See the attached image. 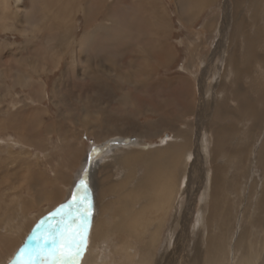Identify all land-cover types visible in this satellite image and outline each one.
Segmentation results:
<instances>
[{
  "label": "rangeland",
  "instance_id": "374dc122",
  "mask_svg": "<svg viewBox=\"0 0 264 264\" xmlns=\"http://www.w3.org/2000/svg\"><path fill=\"white\" fill-rule=\"evenodd\" d=\"M54 1H59L56 2L58 5L48 8L56 12L62 0H0V264H6L20 255V249L27 243L29 233L36 225H43V221L54 225L60 220L54 213L61 204L73 198L81 179L87 183L91 203L89 222L94 218V208L101 197L113 201L111 208L119 207L121 204L117 197L120 191L106 190V185L123 177L132 184V187L128 185V190H135L143 171H136L131 177L119 169L112 173L110 166H116V159L112 162L111 157L119 159L121 152L133 146L139 145L137 147H144L145 150L156 149L166 141L181 142L183 137L182 141L188 140L184 150L189 148L186 179L182 180L185 172L177 169L180 174L177 193L167 213L156 254L148 260L154 263L155 257H159L165 246L172 251V255L179 252L177 260L189 261V257L184 255L196 253L192 248L197 233L202 232L199 238L203 239L199 241L200 250L197 251L201 253L203 264H208L204 256L205 251L210 250L205 238L211 228L207 218L212 206L209 203L212 186L211 178L208 184L206 179L208 175L212 177L210 170L214 149H221L215 130L223 125L238 128L236 134L232 129L229 137L222 129L218 133L222 140L225 136L223 147L227 155L234 159L228 168H231L228 179L232 175H237L238 179L234 183L237 188L229 187V191L225 192L227 200L224 209L229 213L228 221L220 225L218 231L213 226L214 232L219 233L217 237H221L213 258H218L224 264H238L243 252L248 251L252 264H264V98L257 99L261 98L259 89L264 88V69L261 68L259 72L261 66L258 65V69V62L249 61L252 68L257 69L252 76L256 83L250 81L251 75L244 74L238 77V89L233 85L237 74L231 73L226 63L227 59L232 61L231 52L236 51V63L243 68L244 61L240 57L244 56L245 44L235 32L238 31L237 21L239 25L246 22L251 39L257 30L264 34V20L260 21L264 19V0H214L202 4L198 15L193 18L187 15L188 5L184 7L179 4L184 2L182 0H155L167 10L171 25L167 43L174 55L168 66H154L151 59L149 70L145 66H140V69L134 66L141 59L136 61V50H128L133 45L145 52L152 47L151 41L154 42V39L146 38V34L151 31L155 32V36L158 34L153 24L145 19L148 12L141 7L144 0H139L141 3L138 0H107L103 11L108 16L118 14L120 21L117 30L103 35L105 40L102 39L101 44L94 45L93 39L87 50L97 68L98 81H93L89 75H81L87 68V62L81 59L83 54L78 52L72 56L69 51L60 53L56 66H47L52 68L49 71L29 63L24 66L18 64V59L33 53L41 57L44 50L53 48L58 30H52L51 18L45 19L43 14L49 10L43 5ZM90 1L75 2L72 29L74 48L75 40L84 30L81 7H89L91 11L98 6L99 0ZM131 2L134 3L129 4ZM5 11L17 12L21 29L14 27L10 19L2 17ZM94 13L91 11L90 17ZM100 15H97V21L95 18L92 20L99 23ZM130 18L133 24L129 23ZM94 22L90 25L94 26ZM106 23L111 24L109 21ZM157 25L160 26L158 31L166 28L165 22ZM32 26H35L34 29ZM114 32L118 35L110 40ZM132 32L135 33L134 37ZM24 45L28 48H23ZM9 52L16 53L15 58ZM231 67L234 70L235 67ZM17 68L23 72L22 77L18 76ZM130 69L132 75L127 73ZM218 83L224 85L223 90ZM234 88L240 102L247 97L257 105L261 117L252 130H249L253 125L252 117L239 109L240 105L232 93ZM163 97L168 101V106L162 117L147 111L148 105H160L158 102ZM217 100L223 103L218 106L220 103ZM192 102V109L186 111ZM216 107L219 109L215 110ZM160 118L171 121L163 126L158 122ZM169 126L182 130L183 137L175 135ZM235 137L239 139L238 146L234 145ZM117 139L127 141L118 144ZM246 147L251 153L243 152ZM232 154L239 155L234 157ZM198 174L202 186L196 189L192 185V189H189L190 184L186 180ZM181 183H186L184 190H179L183 188ZM78 196H83L82 190ZM142 200L134 198L129 200L127 206L133 210L134 203ZM137 206L140 208L139 204ZM173 222L177 223L173 225ZM44 234L39 232L35 241L29 242L33 254L42 243ZM117 236L113 235L103 244H96L104 245L103 254L107 252L108 256H115L113 259L116 262L124 261L126 253H132L137 259L136 256H140L144 250L143 241L130 238L131 242L127 245L125 236ZM50 247V244L45 245V250ZM115 250L124 253L112 255Z\"/></svg>",
  "mask_w": 264,
  "mask_h": 264
},
{
  "label": "bare ground",
  "instance_id": "6f19581e",
  "mask_svg": "<svg viewBox=\"0 0 264 264\" xmlns=\"http://www.w3.org/2000/svg\"><path fill=\"white\" fill-rule=\"evenodd\" d=\"M76 1L78 0H62L63 7L61 6L62 4L59 5L57 7V9L59 10L56 12L52 11L48 7L57 6L58 4L56 2H59V1H54L51 4L48 2L49 4L46 3L43 5L47 7L49 10V12H46L43 14L44 16H46L45 19L51 18L52 30L53 31L54 29L58 30V33H56L57 40L55 41L54 46L51 50H44V52H42L41 57H40V54L33 53L32 55L26 56L22 59H18L17 62L20 66H24L23 64L29 63L36 67L42 66L43 69L45 68L44 71H49L54 66H56L57 56L60 53H67V51H69L70 56H72V54H74L75 52H78V53H81V55L83 54L81 56V59L84 62H87V68L83 70L81 75L83 74L89 75L93 81L94 80L98 81L97 68L93 60L88 56L87 50L89 46L91 45L93 39L96 36H98L97 35L98 33H101V32H106L109 34L112 33L113 30H115L118 27L117 23L118 21H120V19H117L118 14L113 13L114 15L112 14L108 16L103 11V7L105 4L104 2L107 0L98 1L97 5L99 7L98 6L96 8L94 7L93 10H91V11H95L92 17H90V14H89L91 12L90 11L91 8L86 7V6L85 7L83 6L84 8L81 7V9L80 7L77 8L76 11L79 9L81 10V12L83 11L82 15L84 16V24H83L84 30L83 32H81L80 37L75 40L74 42L75 48H74V46H72L73 39H74V33L72 29H73V22H74L73 11L75 10L74 6H75ZM182 1L184 2H180L179 4L182 6L188 5L187 15L189 16V18L191 17L193 18L198 15V12L202 4L206 5L214 0H190V1L182 0ZM138 3H141V2L138 0ZM141 7L144 12L146 13L148 12V14L145 15L146 16L145 19H148V21L153 24V29L158 34L157 36H154V38H150L151 40L154 39V42L151 41V43H153L151 48H148L147 50H145V52H144V49H142L141 47L139 50L136 49L135 53L137 55H135V57H138L136 61L140 59L141 60L140 62L139 61L137 63L135 62L134 66H138L139 69H140V66H145L149 70L150 68L149 63L151 59H152V62L154 63V66H157V67L158 66H168L167 64L169 62L171 63L174 54L172 50L170 49L169 44L167 43V39H168L167 37L170 34L169 29L171 27V25L169 24L168 17H167V10L165 9L163 5L157 3L155 0H144V3H141ZM98 14H101L100 15L101 20L99 21V23L97 22L95 23L92 19L95 18L96 20L97 19L96 17ZM130 16H132V14ZM2 17L10 19L14 27H16L17 29L19 27L21 29V19L17 15V12L5 11V12H2ZM262 20L264 19H261L260 21ZM108 21L112 25L111 24L108 25L106 23ZM91 22H94L95 25L91 26L90 25ZM162 22H165L166 28H164V30L160 29L159 30L160 32H159L157 28H159L160 26H158L157 24H160ZM236 24L238 26L237 27L238 31H235V32L238 33L237 36H239L241 41L244 42L245 44V50L243 51L244 56L240 57L244 61L242 65L243 68L238 67L236 63V58H235L236 51L231 52L233 54V59H232L233 63L230 59H227L226 63L229 65L230 67L229 70L231 71V73L234 72L233 74L235 73L237 74V76L234 78L233 85L235 84L236 88L239 89L240 86L237 87L238 82H239L238 77L240 76L243 77L242 75L244 74L246 76L249 74L251 75L250 77H252L254 75L253 72L257 71V69L252 68L249 61L258 62L257 63L258 69H259L258 65L261 66L259 69V72H261L262 70L261 68L264 69V51H262L264 50V47H263L264 46V40H263L264 34L257 30L255 31L256 33H255L254 38L251 39L247 33L246 22H242L239 25V22L237 21ZM34 27L35 26H32L31 28L34 29ZM206 27H209V24H206ZM119 28L121 29V26H119ZM250 30L251 29L249 27V31ZM153 34H155V32ZM71 47H73L74 50ZM23 48H28V46L24 45ZM32 48H34V46H32ZM9 53L12 58H15L16 53L14 52H9ZM49 59L52 60L51 63H49ZM232 65L233 67H235L234 70H232V67H231ZM47 66H52V68H47ZM16 72L18 73V76H21V77L23 76V72L20 71L19 68L16 69ZM150 75H153V73H150ZM253 79H254L253 77L250 78V81H253L254 83H256V80L255 79L253 80ZM218 84L220 86L219 88L222 89L224 86V85L222 86L223 81H222V84L220 83ZM256 85H259V84H256ZM235 90L236 89L234 88L232 93H233L235 101H238L240 105L239 109H241L244 113L246 112L247 114H249L250 117H252L253 125L249 129V130H252V128H256V125L259 122L258 120L261 117L258 113V109L256 107L257 105H254V101L252 102V100H250L247 97L244 98L243 96H242V99L243 98L244 99L241 100L240 102V100L238 99L237 91ZM259 90H260L261 98H257L258 100L264 98V88L261 87V89ZM178 95L180 96V98H182L180 92L178 93ZM164 99L165 97L159 100L158 103L160 105H157L156 103L155 104L157 106L155 104L154 106L148 105L147 108L149 110L147 111L152 112L153 114H158L160 117H162L164 113L166 112L165 107L168 106V105L166 106L168 101ZM220 101L217 102V103H220V104H217L218 106L221 105V103H223V101L222 102ZM223 106H225V103ZM192 107H193V102L191 105H189V108L186 111L191 110ZM218 109L216 107L215 110H218ZM168 121L170 122L171 119L166 120L164 118H160L158 120L159 124H162L163 126ZM176 126H169V128L170 129L172 128L175 131L174 133L175 135H179V137L180 136L183 137L184 133L182 132V130L180 131V129H175L174 127ZM221 129L223 132H225V136L227 137L231 136L230 132L232 129L235 131V134L238 132L237 130L238 128H233V126L231 127L229 125H223V126H220L219 128L216 127V130H215L216 140L220 142L219 147H221V149H218L217 147H215L216 148L214 149L215 155L212 156L214 159L213 165H212V168L210 167L211 168L210 173L212 174V177L211 175H208V178L206 179L207 184H208V179L211 178V186H212V192H211V197L209 201V203H211L212 206L210 210V215L207 218L209 220V225L211 226L210 228L211 230L208 228L209 232L207 235L205 234L206 232H204V234L206 235V238H205L206 244H208L210 247L209 251H205L206 255L204 256V258L207 259L208 264H224V263H221V261L218 258L216 257L213 258L216 252L215 247L218 246L219 242L221 243V237L220 238L217 237V234L219 233L216 234V232H214L213 226L215 225L216 230H217V229H220L219 228L220 225H223L225 221H228L229 213L224 209V204L226 203L225 201L227 200L225 196V192L229 191L228 190L229 187L237 188V186L234 185V183H235V180L238 179L237 175H232V178L230 180L228 179L227 174L230 173L229 170L231 169V168L230 169L228 168L231 167V165L233 164L232 161L234 159L230 157L229 155H227L225 148L223 147L224 144L226 143L223 141L225 140L224 139L225 136L223 137V140H222V138L218 135ZM180 139L181 138H179V140ZM183 139H181V142L174 141V142L166 143L167 142L166 141L163 146L159 144L160 147H157L156 149L147 148L145 150L143 149L144 147L141 146L142 148H139L137 147L139 145H137V146L130 147L128 148V150L123 151V152H121L122 150H120L121 153L120 155H118L120 157V158L118 157L119 159L110 156L111 157L110 161L114 162V160L116 159L115 161L116 166L112 167L113 165L112 166L109 165L110 171L112 173L116 171L117 169H119L121 172H123V174L127 173L129 174L128 177H131L133 176L134 172L143 171V174H142L143 177L141 180L138 181L139 185L137 189L135 190H133V188L128 190V185L132 187V184H129L130 182L124 179L123 177L119 178L118 180L117 179L114 180L113 182L109 183V185H106L107 187L106 190L115 189V190L120 191V195L117 198L121 205H119V207H115L114 209L111 208L110 205L113 206V201L107 200L106 197L102 199L101 194H100L101 198L95 205L94 210L95 209L96 210L93 216L94 218H92L90 222V227L87 233L88 240L86 244V249L83 252V255L79 261V264H203L202 259H201L202 258L201 253L198 252L200 250L199 241L203 239V238H199L200 235H203L202 232H200L201 234L197 233L198 237L195 239L196 243H194L195 244L194 248H192L194 249V251H196V253H192L190 256L189 254L184 255L185 257H189V261L187 259L181 260L179 259L180 257L178 258L179 260H177L176 257L178 256L179 252L176 253L177 255H172L171 254L172 251H169V249H167L168 247H165V246L162 248L163 250L160 251L161 253L158 254L159 257L156 255L157 257H155L154 263L148 260V259L154 258L156 254L155 251L160 242L161 232L164 229L163 226L166 224L165 220H166L167 213L169 209L171 208L172 206L171 204L174 201L175 194L177 193L176 185L178 183L177 182L178 175H180L178 174L177 169H179L181 173L185 172V174H182L183 176L182 180L186 179L185 175H186V170H187V162H189L187 159L188 154H189V148H187V150H184L185 146L188 145V142H187L188 140L186 139L187 141L185 142V141H182ZM233 140H234V145L238 146L237 145V141L239 140L238 137L233 138ZM126 141L127 140L120 139L117 142L119 144V142L126 143ZM133 144H135V141ZM106 146L108 147L109 145H106ZM185 151H186V154H184ZM243 152L251 153L248 147L244 148ZM217 153L221 155H218ZM232 155L236 157V155H239V154H232ZM107 157H109V155ZM219 160L221 161L219 162ZM115 174L113 175L118 176V174L117 175ZM194 177H195V181L193 180ZM138 178H140V176L137 177L136 179L138 180ZM186 181H187V184H190V186H188L189 189H192V185H193V188L196 187V189H199V186H202V183L201 184L199 183V174L191 177L190 179H187ZM181 184L179 185L181 186ZM184 185H183V188L179 190H184ZM251 185L254 186V184H251ZM255 187H256V184H255ZM227 194L228 193H226V195ZM56 196L58 198L59 194H57ZM134 198H136L137 200H140L143 198V200L140 202L136 201L134 203L135 209L131 210L130 206L129 205L127 206V203L129 202V200H132V199L134 200ZM138 204L140 208H138L137 206ZM43 223H44L43 225L42 224L39 226L36 225L37 227H34L35 229L33 230V232L30 231L31 234L29 233L28 241L25 239L27 243L25 244L23 243L24 245L22 246L23 249H26L25 253L22 256L28 257L29 254H33L31 251L33 247L31 246V249H29L30 248L29 242L31 243L32 241H35L36 236L38 235L39 232L46 233L47 230L49 229V226L51 224H49L48 221H43ZM176 223L177 222H173V225H175ZM169 225L171 226V223ZM116 234L118 235L117 237L119 238H123V236H125L126 237L125 243L127 245L131 242L130 238H133L134 240L143 241L144 250L141 252L140 256L142 257L145 256V258L136 256L138 258L135 259V255L133 256L132 253H126V255L123 256L124 261L122 260L121 262H116V260L113 259L115 256L110 257L107 255V252L103 254L102 248H104V245H100L101 246L100 247L99 244L97 245L96 243L102 242L103 244L109 241L110 237H113V235H116ZM245 234H246V231L243 232V235ZM116 241L114 243L118 242ZM114 253H121L122 255L124 252L122 251L117 252L115 250V251H112V255ZM107 258L111 260L104 261V259L106 260ZM39 262L40 264H42L40 260ZM238 264H252L251 254H249L248 251H244L243 258L238 262Z\"/></svg>",
  "mask_w": 264,
  "mask_h": 264
},
{
  "label": "snow or ice",
  "instance_id": "6c2138e0",
  "mask_svg": "<svg viewBox=\"0 0 264 264\" xmlns=\"http://www.w3.org/2000/svg\"><path fill=\"white\" fill-rule=\"evenodd\" d=\"M81 190L83 196H78ZM54 215L59 216L60 220L49 226L35 254H29L22 264H36L37 260H41L42 264H79L86 249L91 215L88 187L84 179L77 185L73 198L61 204ZM48 244L51 247L45 250ZM25 251L20 249V255Z\"/></svg>",
  "mask_w": 264,
  "mask_h": 264
},
{
  "label": "crops",
  "instance_id": "0c3cea01",
  "mask_svg": "<svg viewBox=\"0 0 264 264\" xmlns=\"http://www.w3.org/2000/svg\"><path fill=\"white\" fill-rule=\"evenodd\" d=\"M133 3H134V2H131V3H129V4H133ZM128 13H129V12H126V14H128ZM132 16H133V15H132ZM131 19H132V18L129 19V23H132V24H133V21H132L133 19H132V20H131ZM116 30H117V29H116ZM119 31H120V30H118V33H119ZM103 33H104V34H103ZM105 33H106V32L98 33V34H97L98 37H95V38H94V43H95V44H94V43H93V44H94V45L99 44V43L101 44V43H102L101 40H102V39H103V41L105 40V39L103 38V35H106ZM132 34H133L132 37H134V36H135V33L132 32ZM151 34H153V31H151L149 34H146L145 37L148 38V39H150V38H154L155 34H153V35H151ZM100 35H102V36H101L102 38H100ZM117 35H118V34L115 35V32H114V34L111 36V39H110V40H112V39L114 40V39L116 38ZM106 37H107V36H105V38H106ZM94 47H95V46H94ZM92 48H93V47H92ZM92 48H91V49H92ZM128 50H130V51H133V50H134V51H135V50H136V47H134L133 45H130V47L128 48ZM130 54H131V53H130ZM130 56H131V55H129V57H130ZM130 71H131V73H132V70H131V69L128 70L127 73H130ZM127 73L124 72V74H126V75H127ZM131 73H130V74H131ZM131 75H132V74H131ZM75 80H77V79H75Z\"/></svg>",
  "mask_w": 264,
  "mask_h": 264
},
{
  "label": "water",
  "instance_id": "95a60500",
  "mask_svg": "<svg viewBox=\"0 0 264 264\" xmlns=\"http://www.w3.org/2000/svg\"><path fill=\"white\" fill-rule=\"evenodd\" d=\"M27 259V257L19 255L11 258L6 264H22V262ZM36 264H40L39 260L36 261Z\"/></svg>",
  "mask_w": 264,
  "mask_h": 264
}]
</instances>
